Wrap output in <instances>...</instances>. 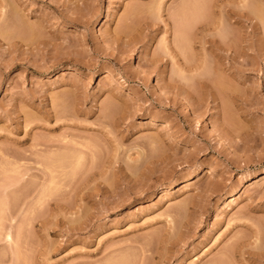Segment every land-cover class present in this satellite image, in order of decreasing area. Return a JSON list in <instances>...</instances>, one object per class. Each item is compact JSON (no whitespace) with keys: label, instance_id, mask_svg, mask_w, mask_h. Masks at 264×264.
<instances>
[{"label":"rangeland","instance_id":"obj_1","mask_svg":"<svg viewBox=\"0 0 264 264\" xmlns=\"http://www.w3.org/2000/svg\"><path fill=\"white\" fill-rule=\"evenodd\" d=\"M193 1L0 0V264H264V0Z\"/></svg>","mask_w":264,"mask_h":264},{"label":"bare ground","instance_id":"obj_2","mask_svg":"<svg viewBox=\"0 0 264 264\" xmlns=\"http://www.w3.org/2000/svg\"><path fill=\"white\" fill-rule=\"evenodd\" d=\"M192 1H193V0H192ZM199 1H200V0H199ZM205 1H207V0H205ZM193 2H194V1H193ZM193 2H192V3H193ZM202 2H203V0H202ZM202 2L200 1V4H201V5H202ZM196 3H197V2H196ZM194 4H195V3H194ZM194 4H193V5H194ZM253 4H254V2H253ZM255 4H256V2H255ZM201 5L198 6V7H201ZM203 5H204V4H203ZM194 7H197V5H194ZM194 7H193V8H194ZM252 7H253V6H252ZM254 7H255V6H254ZM256 8H257V6H256ZM258 8H260V7H258ZM261 9H262V8H261ZM194 10H195V9H194ZM194 10H192V11L194 12ZM201 10H202V9H201ZM201 10H200V11H201ZM252 10H255V11H256V9H252ZM193 12H192V14H195V15L198 13V11H196V13H193ZM199 14H200V13H199ZM195 15H193V16H195ZM256 15H257V14H256ZM197 16H200V15L197 14ZM195 18H196V16H195ZM224 28L226 29V26H225ZM181 33H182V32H181ZM182 34H185V33H182ZM181 36H182V35H181ZM186 36H187V35H186ZM180 38H181V37H180ZM180 38H179V39H180ZM186 38H187V37H186ZM182 39H183V38H182ZM183 41H184V40H183ZM185 41H187V39H185ZM180 42H182V41H180ZM188 42H189V40L187 41V44H188ZM182 43H183V42H182ZM185 45H186V44L184 43L183 46L186 47ZM184 79H185V78H184ZM187 80H188V79H187ZM76 144H77V143H76ZM68 148H69V147H68ZM63 150H64V149H63ZM67 150H68V149H66V151H67ZM70 150H72V149L69 148L68 152L73 153V151H70ZM58 151H59V150H58ZM58 151H57V153H58ZM55 152H56V151H55ZM49 153H50V152H49ZM53 153H54V152H53ZM53 153H52V154H53ZM59 153H61V152H59ZM74 153H75V152H74ZM74 153H73V154H74ZM79 153H81V152H79ZM79 153L77 154V152H76L75 154H77V155L83 157V155H81V154H79ZM54 154H55V153H54ZM54 154H53V155H54ZM62 154H63V151H62ZM64 154H65V153H64ZM66 154H67V153H66ZM58 155H59V154H58ZM67 155H68V154H67ZM54 156H56V155H54ZM59 156H61V155H59ZM71 156H72V155H71ZM57 157H58V156H57ZM64 157H65V155H64ZM69 157H70V155H69ZM69 157L67 158V156H66L65 158H66V159H69ZM58 158H59V157H58ZM58 158H56V159H58ZM70 158H71V157H70ZM72 158H74V157H72ZM79 158H80V157H79ZM50 159H51V158H50ZM77 159H78V158H77ZM80 159L82 160V158H80ZM59 160H62V159L60 158ZM64 160H65V159H64ZM74 160H76V159H74ZM53 162H54V161H53ZM61 162H62V161H61ZM64 162H65V161H64ZM67 162H68V161H67ZM72 162H73V160H72ZM60 164H61V163H60ZM65 164H66V163H65ZM70 164H71V163H69V165H70ZM66 165H67V164H66ZM73 165H74V164H73ZM62 166H64V165H62ZM45 167H46V166H45ZM47 167H49V166H47ZM47 167H46V168H47ZM66 169H67V168L65 167V170H66ZM51 170L53 171L54 169H51ZM51 170H50V171H51ZM61 171H63V170H61ZM50 174H52V173H50ZM50 174H49V175H50ZM46 175H47V174H46ZM53 175H54V174H53ZM54 176H55V175H54ZM39 177H40V176H39ZM51 177H53V176H51ZM41 178H42V177H41ZM53 178H55V177H53ZM52 180H53V179H52ZM49 181H51V180H49ZM51 182H52V181H51ZM38 183H39V182H38ZM45 183H46V182H45ZM33 184H34V183H33ZM39 184H40V183H39ZM36 186H38V185H36ZM32 187H34V185H33ZM41 188H42V187H41ZM35 189H36V188H35ZM37 189H38V188H37ZM31 190H32V188H31ZM39 190H43V189H39ZM36 192L38 193V191L34 190V191L32 192V195L34 196V194H35ZM41 193H42V191H41ZM41 193H40V194H41ZM43 193H44V192H43ZM32 195H31V194H30V195L28 194V196H32ZM42 195H43V194H42ZM38 196H39V194H38ZM38 196H37V197H38ZM236 196H237V195H236ZM37 197H36V198H37ZM28 198H29V197H28ZM34 198H35V197H34ZM40 198H41V197H40ZM42 198H45V197L43 196ZM38 199H39V198H37V200H38ZM34 200H35V199H34ZM34 200H33V202H34ZM40 200H42V199H40ZM40 200H38V202H39ZM43 200H44V199H43ZM236 200H237V197L232 196V197L230 198L229 203H232V204H233L234 202H236ZM30 201H31V200H30ZM44 201H45V200H44ZM44 201H43V202H44ZM38 202H37V203H38ZM41 203H42V202H41ZM41 203H40V204H41ZM33 204H34V203H33ZM42 204H43V203H42ZM39 206H40V205H39ZM39 206H38V207H39ZM30 207H32V206H30ZM33 207H34V206H33ZM33 209H34V208H33ZM33 209H32V212L34 211ZM31 214H32V213H31ZM33 215H34V214H33ZM9 237H10V235H9ZM221 261H222V260H221ZM221 261H220V262H221ZM218 264H219V263H218ZM222 264H224V263L222 262ZM225 264H226V263H225Z\"/></svg>","mask_w":264,"mask_h":264}]
</instances>
